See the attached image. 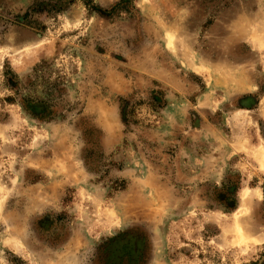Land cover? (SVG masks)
<instances>
[{"label":"rangeland","instance_id":"1","mask_svg":"<svg viewBox=\"0 0 264 264\" xmlns=\"http://www.w3.org/2000/svg\"><path fill=\"white\" fill-rule=\"evenodd\" d=\"M264 0H0V264H264Z\"/></svg>","mask_w":264,"mask_h":264},{"label":"bare ground","instance_id":"2","mask_svg":"<svg viewBox=\"0 0 264 264\" xmlns=\"http://www.w3.org/2000/svg\"><path fill=\"white\" fill-rule=\"evenodd\" d=\"M253 158L260 168L264 169V145L254 153Z\"/></svg>","mask_w":264,"mask_h":264}]
</instances>
